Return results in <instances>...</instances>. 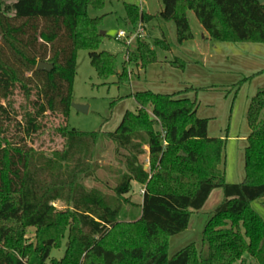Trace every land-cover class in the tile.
<instances>
[{
  "label": "trees",
  "instance_id": "16d2710c",
  "mask_svg": "<svg viewBox=\"0 0 264 264\" xmlns=\"http://www.w3.org/2000/svg\"><path fill=\"white\" fill-rule=\"evenodd\" d=\"M109 0H0V264H264V88L253 97L245 150L246 179L229 184L221 169L225 143L209 137L198 102L178 95L139 91L114 132L84 133L69 127L77 53L89 52L102 81L116 85L158 63L145 38L128 46L122 70L115 55L99 51L105 38L102 11ZM157 16L124 3L125 23L134 29L154 19L173 21L177 41L194 39L193 12L212 41L264 44V3L257 0H162ZM130 47V48H129ZM170 51L166 37L155 46ZM39 63L53 66L38 70ZM175 68L186 63L176 59ZM20 99V100H19ZM60 140V148L45 151ZM102 138L116 146L126 166L113 195L87 189L94 179ZM39 144L36 147V144ZM149 148L151 168L140 158ZM132 183L146 186L138 219L123 218ZM224 200L208 220L201 248L194 244L171 259V238L189 228L215 190ZM65 207L59 209L56 203ZM35 229L34 242L26 239ZM66 241L64 256L52 257Z\"/></svg>",
  "mask_w": 264,
  "mask_h": 264
},
{
  "label": "rangeland",
  "instance_id": "374dc122",
  "mask_svg": "<svg viewBox=\"0 0 264 264\" xmlns=\"http://www.w3.org/2000/svg\"><path fill=\"white\" fill-rule=\"evenodd\" d=\"M135 4L136 0H124ZM124 2L110 8L105 7L102 11L90 10L89 15L93 18L104 17L101 32L105 38L101 44L99 51H106L115 55L118 59L117 68L122 70V65L127 57L128 46H133L136 39L126 46L125 42L117 40V35L120 31H133L134 28L127 26L123 17L122 6ZM146 3L144 12L153 16H157L162 8V0H144ZM108 4V2H107ZM138 6L141 5L136 3ZM142 7V8H143ZM126 13V11H125ZM126 17V16H125ZM188 19L193 35L196 41L183 47L178 44L176 25L173 21L164 22L157 18L147 23V36L145 39L151 46H155V40H160L166 37L171 46L170 51H164L158 47H154L157 53L158 62L162 64H170L173 68V62L180 59L186 63L187 61H195L199 59L197 53V43H200V31L203 30L199 21L193 12L188 13ZM130 48V47H129ZM244 48V47H242ZM175 57H174V56ZM185 59V60H184ZM187 59V61H186ZM195 59V60H193ZM200 60V59H199ZM246 62L229 61L220 68V71H227L231 80L219 83L216 79L220 74L217 69L208 68V73L213 74L214 78L207 77L202 81L189 80V84H153V82L142 84L144 89L156 94H175L179 93L180 86L192 87L197 91L186 92L179 94V98H184L186 94H191L192 100L198 102V117L208 119V131L210 137L222 139L225 143L223 160L221 169L225 175L226 182L229 184H239L246 179L245 169V150L247 146V137L250 133L248 124V111L253 97L257 94L256 87L260 84L259 90L264 88V81L261 82L250 73L253 66H247ZM148 68V67H147ZM178 69V68H175ZM182 71L181 69H178ZM149 75V74H148ZM151 75V74H150ZM192 73L184 76H190ZM221 75V74H220ZM150 80V77H149ZM116 77L110 78L108 81H102L94 67L92 66L89 52L79 50L77 53V71L73 86V104L83 105L88 107L87 113L76 111L73 107L69 115V127L84 133L92 132H114L120 125L124 114L127 111L135 112L137 110L136 101L131 97L134 88L131 84L116 85ZM184 95V96H183ZM20 100V99H19ZM40 143L36 144V147ZM53 148H60V140L55 143H50L49 138H46L45 151H50ZM146 154L140 158V163L145 171L151 168V160L149 157V148H145ZM95 164L97 171L94 179L85 180L84 186L87 189L98 188L104 193L113 195L112 190L117 187L122 177L126 175V166L122 161H119L116 154V146L109 140L102 138L96 153ZM146 186L132 183L130 192L125 196L127 202L124 206L123 218L127 221L136 220L140 216L138 205L142 203L143 193ZM224 200L222 190H215L210 196L205 207L192 215L189 228L184 233L174 236L170 241L169 258L174 257L184 248L194 244L197 248H201L203 240L204 228L215 212L216 208ZM263 203H255L253 207L264 218ZM55 207L63 209V203H56ZM35 229L31 228L27 231L26 239L34 242ZM66 241L60 250H55L52 257L60 260L64 256ZM251 264H258L251 260Z\"/></svg>",
  "mask_w": 264,
  "mask_h": 264
},
{
  "label": "crops",
  "instance_id": "0c3cea01",
  "mask_svg": "<svg viewBox=\"0 0 264 264\" xmlns=\"http://www.w3.org/2000/svg\"><path fill=\"white\" fill-rule=\"evenodd\" d=\"M121 2L123 3L124 0H109L106 7L107 8H110L111 6L116 7L115 4L116 3L120 4ZM134 3L135 4L139 3L141 5V9L145 11L143 6H145L146 3H144V0H136V2ZM162 10H163V5L158 15L161 13ZM122 12L124 15L123 17L125 18L126 13L125 10H123V6H122ZM144 27L145 30H147L145 25ZM147 32L148 31H146V36H147ZM200 35H201L200 43L199 44L197 43V53L199 56L198 58L200 60L193 59L195 61H187L186 59L188 64L186 68H184L182 71L173 68L170 64H162L160 62L151 64L146 69H142L139 64L132 63L130 66V70L133 73V78L128 83L131 84L132 87L134 88L132 94L139 91H147L146 89H144L142 84H147L148 81H149L148 83L153 82V84H168L167 83L168 80H169V84H189L190 83L189 80H193L195 82L202 81L205 80L207 77H209L210 74L211 77L214 78L211 72L210 74L208 73L207 69L212 68V70H215L217 68H220L221 67L220 65H223L232 60L246 62L248 64L247 66H253L252 67L253 69L250 70V73H253L254 76L258 75L257 79L260 82L261 80L264 81V44H252V43L233 44V43H221L217 41H212L204 30L200 31ZM195 41H196V37L194 36V39L187 42V44H190L191 42L194 43ZM187 44L185 43L181 46L183 47L184 45ZM126 60L127 57L125 61ZM207 66L209 67L207 68ZM187 73L189 75L192 73L191 75L192 78L190 76L184 78V76L187 75ZM217 73L221 74V75L218 74L219 76L216 78L219 80L218 81L219 83H224L231 80L230 76L227 74V71L223 72L218 70ZM260 86L261 85L258 84V86L256 87L257 89H255L257 90L256 92L259 91L258 88H260ZM180 88L181 89H179L178 92L183 91L182 88L184 87L180 86ZM186 88L189 87L185 86V89ZM189 92H193V91H189ZM184 98H188L192 100L191 94H186ZM137 109H138V105H137ZM208 135H209V131H208Z\"/></svg>",
  "mask_w": 264,
  "mask_h": 264
},
{
  "label": "built area",
  "instance_id": "2783aa9c",
  "mask_svg": "<svg viewBox=\"0 0 264 264\" xmlns=\"http://www.w3.org/2000/svg\"><path fill=\"white\" fill-rule=\"evenodd\" d=\"M146 30L144 24L140 23L133 31H120L117 35V40L125 42L126 46L130 45L134 39L145 38ZM145 190H142L144 195Z\"/></svg>",
  "mask_w": 264,
  "mask_h": 264
},
{
  "label": "water",
  "instance_id": "95a60500",
  "mask_svg": "<svg viewBox=\"0 0 264 264\" xmlns=\"http://www.w3.org/2000/svg\"><path fill=\"white\" fill-rule=\"evenodd\" d=\"M259 3L263 4L264 0H257ZM104 33H102L103 35ZM38 70H42V71H47V72H51L53 70V66L52 65H48L45 63H39L37 66ZM72 107L81 113H87L88 112V107L87 106H83V105H77V104H72Z\"/></svg>",
  "mask_w": 264,
  "mask_h": 264
}]
</instances>
